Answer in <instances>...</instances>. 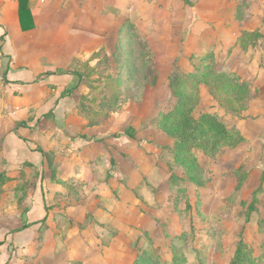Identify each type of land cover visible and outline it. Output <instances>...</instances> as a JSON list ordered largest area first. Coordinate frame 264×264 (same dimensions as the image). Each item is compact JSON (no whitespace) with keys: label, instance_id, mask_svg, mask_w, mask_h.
<instances>
[{"label":"rangeland","instance_id":"rangeland-1","mask_svg":"<svg viewBox=\"0 0 264 264\" xmlns=\"http://www.w3.org/2000/svg\"><path fill=\"white\" fill-rule=\"evenodd\" d=\"M134 38V47L118 39L74 66L73 98L90 121L83 131L106 145L98 150L110 169L82 168L87 179L74 181L72 171L60 172L66 145L54 133L45 174L0 180V226L48 178L57 189L48 188L33 264H232L239 243L240 264H264V81L238 84L225 72L204 74L198 62L184 71L158 37L147 45ZM206 114L245 141L214 136Z\"/></svg>","mask_w":264,"mask_h":264},{"label":"crops","instance_id":"crops-1","mask_svg":"<svg viewBox=\"0 0 264 264\" xmlns=\"http://www.w3.org/2000/svg\"><path fill=\"white\" fill-rule=\"evenodd\" d=\"M134 33L158 37L165 55L173 48L171 58L184 71L209 57L254 88L264 81V0H0V180L45 174L48 139L56 132L55 143L66 145L57 158L60 172L81 181L82 168L96 175L110 169V157L98 150L106 145L83 131L90 121L73 98L74 66L118 39L127 48ZM52 186L48 178L36 182L12 225L0 226V264H33ZM21 224L27 226L15 231Z\"/></svg>","mask_w":264,"mask_h":264},{"label":"trees","instance_id":"trees-1","mask_svg":"<svg viewBox=\"0 0 264 264\" xmlns=\"http://www.w3.org/2000/svg\"><path fill=\"white\" fill-rule=\"evenodd\" d=\"M133 38H132V44L128 47H134V42H135V36L137 37H141L140 34H137V33H134L132 34ZM257 36H259V34H257ZM141 39L143 40L144 44H148V40L144 37H141ZM127 47V48H128ZM209 57L206 58V59H201V61H198V63H203V69H204V74H207L208 72L210 71H213L215 73H227L228 75L231 76V78L236 81L238 84H243L245 83V81H240L238 79V77H236L234 75V73L232 72H226V70H224V68H222V70H216L214 67H212V61L209 62ZM211 60V59H210ZM198 71V68H196V70L191 74V73H187V77L188 79H190L191 77L193 78L195 76V73ZM191 78V79H192ZM49 116V115H48ZM205 121L207 122V125L210 129V132L214 135V136H217V137H221V139H226V142L229 138L233 137L236 138L237 141H242L244 142L245 141V138L243 137V135L241 133H239L237 131L236 132H233L231 130H227L225 125H223V123L221 121H219L217 119V116L215 114H206L205 115ZM203 132H199V134H201ZM207 136V135H206ZM191 140H194L192 138H190V141ZM204 147H207L209 145V141L208 139H204V143H203ZM229 144V143H228ZM1 179H3V177H1ZM27 225L26 224H21L18 228L15 229V231H19V230H22L23 228H25ZM172 257H175L174 255ZM244 260V257H243V254H242V247H241V244L239 243L236 250H235V254L232 258V264H240V262ZM167 264V263H166Z\"/></svg>","mask_w":264,"mask_h":264}]
</instances>
